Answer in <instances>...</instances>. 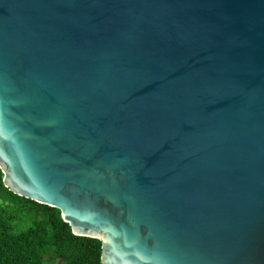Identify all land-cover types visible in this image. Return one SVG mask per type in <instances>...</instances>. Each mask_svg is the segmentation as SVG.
I'll list each match as a JSON object with an SVG mask.
<instances>
[{"label":"water","instance_id":"1","mask_svg":"<svg viewBox=\"0 0 264 264\" xmlns=\"http://www.w3.org/2000/svg\"><path fill=\"white\" fill-rule=\"evenodd\" d=\"M0 170L101 264H264V0H0Z\"/></svg>","mask_w":264,"mask_h":264},{"label":"trees","instance_id":"2","mask_svg":"<svg viewBox=\"0 0 264 264\" xmlns=\"http://www.w3.org/2000/svg\"><path fill=\"white\" fill-rule=\"evenodd\" d=\"M101 241L75 235L57 208L11 192L0 170V264H101Z\"/></svg>","mask_w":264,"mask_h":264}]
</instances>
